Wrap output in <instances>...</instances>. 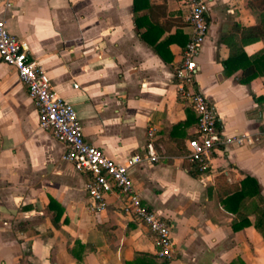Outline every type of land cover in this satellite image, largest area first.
Masks as SVG:
<instances>
[{
	"label": "crops",
	"instance_id": "crops-1",
	"mask_svg": "<svg viewBox=\"0 0 264 264\" xmlns=\"http://www.w3.org/2000/svg\"><path fill=\"white\" fill-rule=\"evenodd\" d=\"M249 1L205 0L194 86L222 134L250 141L221 145L199 171L184 157L195 114L174 78L191 31L188 0H0V20L73 105L86 141L123 163L155 128L160 159L129 174L173 241L171 256H158L150 230L120 211L117 192L103 210L87 209L86 176L63 160L64 144L39 127L15 68L0 60V264H264V219L262 231L255 226L264 197V72L239 81L241 65L264 52V36L250 30L260 11ZM247 175L260 194L229 198Z\"/></svg>",
	"mask_w": 264,
	"mask_h": 264
},
{
	"label": "built area",
	"instance_id": "built-area-1",
	"mask_svg": "<svg viewBox=\"0 0 264 264\" xmlns=\"http://www.w3.org/2000/svg\"><path fill=\"white\" fill-rule=\"evenodd\" d=\"M188 5L187 21L191 31L175 66L174 78L178 95L193 110L196 118L193 135L185 142L184 157L202 171L208 165L212 151L221 145H241L250 139L248 135L222 134L214 107L194 86L197 57L208 33L207 6L205 0H188ZM0 60L15 68L37 108L39 127L50 130L64 144L63 160L86 176L87 209L91 212L103 210L107 194L117 192L122 197V214L150 230L158 256L170 257L173 244L170 224L142 202L129 174L134 165L160 159L154 146L155 128H148L142 153L130 155L123 163L117 162L85 140L73 105L53 89L47 71L29 57L27 47L18 36L7 30L3 20H0Z\"/></svg>",
	"mask_w": 264,
	"mask_h": 264
},
{
	"label": "trees",
	"instance_id": "trees-1",
	"mask_svg": "<svg viewBox=\"0 0 264 264\" xmlns=\"http://www.w3.org/2000/svg\"><path fill=\"white\" fill-rule=\"evenodd\" d=\"M249 4L252 8H257L258 11H260L261 23L250 29L252 36L259 39L260 37L264 36V0H250ZM133 6L135 7V0H133ZM241 66L243 72L239 78V81L241 83L246 84L250 82L251 79L259 75V73L264 72V52L262 54H258L256 61L254 62L247 61L245 64ZM259 194H260V187L256 179L247 175L241 180L240 186L235 187V189L231 192L230 194L231 196L229 198H238V200L240 201L246 196H254ZM262 219H264V197L262 200V204L259 206L258 220L255 222V226L260 231H262Z\"/></svg>",
	"mask_w": 264,
	"mask_h": 264
}]
</instances>
